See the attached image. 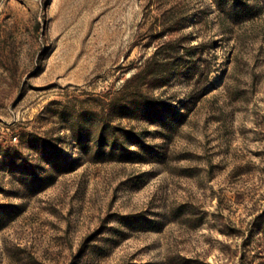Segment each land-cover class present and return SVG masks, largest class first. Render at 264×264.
<instances>
[{"label":"rangeland","instance_id":"1","mask_svg":"<svg viewBox=\"0 0 264 264\" xmlns=\"http://www.w3.org/2000/svg\"><path fill=\"white\" fill-rule=\"evenodd\" d=\"M0 264H264V0H0Z\"/></svg>","mask_w":264,"mask_h":264},{"label":"trees","instance_id":"2","mask_svg":"<svg viewBox=\"0 0 264 264\" xmlns=\"http://www.w3.org/2000/svg\"><path fill=\"white\" fill-rule=\"evenodd\" d=\"M136 77H137V75H136Z\"/></svg>","mask_w":264,"mask_h":264}]
</instances>
